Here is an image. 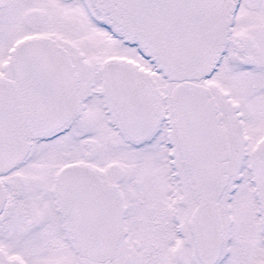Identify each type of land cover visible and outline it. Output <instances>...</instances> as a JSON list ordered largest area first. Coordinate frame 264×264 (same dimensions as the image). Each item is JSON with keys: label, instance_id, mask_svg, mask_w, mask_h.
I'll return each instance as SVG.
<instances>
[{"label": "snow or ice", "instance_id": "6c2138e0", "mask_svg": "<svg viewBox=\"0 0 264 264\" xmlns=\"http://www.w3.org/2000/svg\"><path fill=\"white\" fill-rule=\"evenodd\" d=\"M0 264H264V0H0Z\"/></svg>", "mask_w": 264, "mask_h": 264}]
</instances>
